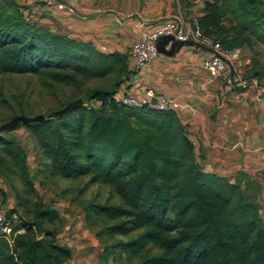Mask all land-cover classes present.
Returning <instances> with one entry per match:
<instances>
[{
    "label": "trees",
    "instance_id": "1",
    "mask_svg": "<svg viewBox=\"0 0 264 264\" xmlns=\"http://www.w3.org/2000/svg\"><path fill=\"white\" fill-rule=\"evenodd\" d=\"M24 9L16 0H0V75L38 74L69 86L84 78L109 80L85 92L88 105L51 110L43 121L23 125L41 149V170L61 178L89 176L120 197L119 203L84 205V220L103 244L101 258L118 264L124 255L134 264H264L259 204L244 199L240 181L201 168L178 110L114 99L133 72L128 55L38 26ZM197 20L226 48L254 40L264 45V0H205ZM256 62L251 77L263 81ZM15 132H0V177L29 201L16 181L28 194L36 185ZM1 201L7 196L0 187ZM19 202L6 211L12 232L9 239L0 233V264H65L72 249L45 226L59 212L40 200L29 218ZM19 228L25 231L16 233ZM41 235L52 242L53 254L39 243ZM115 236L128 238L107 242Z\"/></svg>",
    "mask_w": 264,
    "mask_h": 264
},
{
    "label": "crops",
    "instance_id": "2",
    "mask_svg": "<svg viewBox=\"0 0 264 264\" xmlns=\"http://www.w3.org/2000/svg\"><path fill=\"white\" fill-rule=\"evenodd\" d=\"M189 1L191 5L180 13L187 24L202 14L204 6L203 1ZM173 2L73 0V3L55 7L26 5L25 11L38 26L92 41L106 52L126 53L133 69L129 81L124 84L126 90L139 95L152 88L178 102L177 110L188 125L201 168L231 182L240 181L242 190H247L256 199L264 217V80L251 77V55L241 48V60L234 69L248 85L242 91L241 99L234 91H229L221 79H213L205 70L204 49L185 46L174 57L160 54L147 68L135 69L131 44L140 33L141 23L156 27L174 10ZM135 8L137 11L133 13ZM0 187L8 200V191L3 185ZM67 246L72 249L68 264L114 263L112 258L106 260L107 263L101 261V245L96 255L99 260L90 259L92 247L98 245Z\"/></svg>",
    "mask_w": 264,
    "mask_h": 264
},
{
    "label": "rangeland",
    "instance_id": "3",
    "mask_svg": "<svg viewBox=\"0 0 264 264\" xmlns=\"http://www.w3.org/2000/svg\"><path fill=\"white\" fill-rule=\"evenodd\" d=\"M200 1L205 2V0ZM190 5L191 2L189 0H174V10L169 16L163 18V20L172 15L181 16L180 13H183ZM135 10L136 8L132 10L133 13ZM121 11L124 12V10ZM210 36L217 38L214 34ZM251 43V45L247 43L241 48L244 49L246 54L251 55V63L253 66L254 59L257 61V67L264 70V45L256 43L255 40ZM108 83V79L84 78L80 80L78 85L69 86L38 74H2L0 75V124L18 114H26L29 116L44 114L47 116L51 110L62 109L69 102L78 98H82L85 101V92L89 88L105 86ZM15 131V135L21 140V143L28 152V161L36 190L28 194L21 182L17 180L16 183L22 189V194L24 196L29 195V201L20 200L0 177V186L3 185L8 191L7 194L9 196L6 202L1 201L4 209L7 211L20 201L22 210L26 213L27 217L31 218L30 213L34 204L37 201H43L59 212L56 222L45 223L46 228L54 233L53 238L55 241L61 245H98L92 247L93 249L91 248L90 259L93 260L96 258L99 260V257L96 255L99 245L103 244L95 235L97 228L91 229L84 220V205L89 201L119 203L121 201L120 197L110 184L90 182L89 176H82L75 179L61 178L52 176L41 170L43 168V165L40 163L42 153L38 143L23 125ZM2 162L4 163L3 160ZM243 196L246 201L257 203L256 199L247 190L243 191ZM127 238L126 236H115L107 239V242L113 243L119 239L125 240ZM100 259L107 263L104 258L100 257ZM135 262L136 259L134 257L130 258L128 255H124L121 258L122 264H134ZM113 264H118V262L116 261Z\"/></svg>",
    "mask_w": 264,
    "mask_h": 264
},
{
    "label": "built area",
    "instance_id": "4",
    "mask_svg": "<svg viewBox=\"0 0 264 264\" xmlns=\"http://www.w3.org/2000/svg\"><path fill=\"white\" fill-rule=\"evenodd\" d=\"M24 8L26 5L42 4L46 7H55L63 3H73V0H16ZM26 9V8H25ZM24 9V10H25ZM139 35L131 44L132 55L135 58V69L141 70L147 68L151 62L157 58L160 53L157 50L156 41L165 35H172L176 40L197 42L209 50L203 60L205 70L213 79H221L229 91H234L238 99L242 98V91L247 87V81L242 80L234 70L241 60V49L226 48L220 40L204 33L200 27L197 18L189 24L179 15L162 20L156 27H150L147 22L141 23ZM156 98L157 103L152 104V98ZM114 99L117 102L131 106H143L145 104L157 107L159 109H177L180 105L178 102L169 100L161 94L156 93L154 89L147 88L142 94L135 95L126 90L123 85L115 94ZM83 104L89 103L83 101ZM98 104V103H97ZM14 223H18L19 218L14 215ZM24 228H19L16 233H23ZM12 232L11 221L7 219L6 210L0 202V233L10 238Z\"/></svg>",
    "mask_w": 264,
    "mask_h": 264
},
{
    "label": "water",
    "instance_id": "5",
    "mask_svg": "<svg viewBox=\"0 0 264 264\" xmlns=\"http://www.w3.org/2000/svg\"><path fill=\"white\" fill-rule=\"evenodd\" d=\"M169 44L170 46L168 47ZM156 46L160 54H163L168 57H174L185 46L194 47L197 49L209 50L205 46L197 42H194L192 40H188V41L176 40L172 35H165L158 38V40L156 41ZM83 101L84 100L82 98H78L74 101L69 102L66 105V107H64V109L80 106L83 104ZM151 103L152 104L157 103L155 97L152 98ZM44 119H45L44 114H37L33 116H29L26 114H18L13 116L10 120L0 124V132H12L19 129L20 126L22 125L29 124L35 121H43ZM38 241L50 254H53L52 242L48 238H46L45 236H41L38 239Z\"/></svg>",
    "mask_w": 264,
    "mask_h": 264
}]
</instances>
